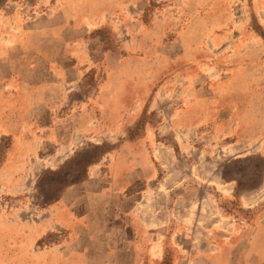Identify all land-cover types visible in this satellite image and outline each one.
I'll return each mask as SVG.
<instances>
[{
  "label": "rangeland",
  "instance_id": "1",
  "mask_svg": "<svg viewBox=\"0 0 264 264\" xmlns=\"http://www.w3.org/2000/svg\"><path fill=\"white\" fill-rule=\"evenodd\" d=\"M123 228L139 264H264V0H0V264Z\"/></svg>",
  "mask_w": 264,
  "mask_h": 264
},
{
  "label": "crops",
  "instance_id": "2",
  "mask_svg": "<svg viewBox=\"0 0 264 264\" xmlns=\"http://www.w3.org/2000/svg\"><path fill=\"white\" fill-rule=\"evenodd\" d=\"M33 107H49V105L45 102H41L40 104H37L36 106ZM121 234H122L121 243L110 242L106 245H102L104 246L102 247L103 251L106 253L105 260L99 261L95 259L97 264H139V259L137 257L138 246L129 241V237H128L129 235L126 228L122 229ZM124 239H126V241H124ZM63 247L64 248L61 250L63 253L66 254L72 252L73 261L81 260L84 263L87 262L90 264L89 262L90 259H88L86 255H80L79 252L87 253L91 250V248L78 249L76 246L75 239H71L69 244ZM102 248L100 250H102ZM192 264H194V262Z\"/></svg>",
  "mask_w": 264,
  "mask_h": 264
}]
</instances>
